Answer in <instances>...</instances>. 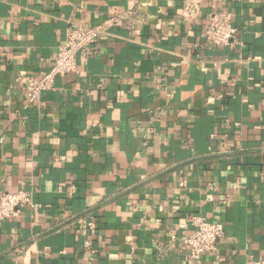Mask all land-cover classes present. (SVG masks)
Instances as JSON below:
<instances>
[{"label":"crops","instance_id":"0c3cea01","mask_svg":"<svg viewBox=\"0 0 264 264\" xmlns=\"http://www.w3.org/2000/svg\"><path fill=\"white\" fill-rule=\"evenodd\" d=\"M129 9L24 107L69 27ZM214 10L241 44L203 37ZM19 189L0 264H197L192 216L225 227L203 264L264 261V0H0V197Z\"/></svg>","mask_w":264,"mask_h":264},{"label":"built area","instance_id":"2783aa9c","mask_svg":"<svg viewBox=\"0 0 264 264\" xmlns=\"http://www.w3.org/2000/svg\"><path fill=\"white\" fill-rule=\"evenodd\" d=\"M135 17L136 9H129L112 14L98 24L81 22L69 27L65 40L57 46L53 64L49 70L41 75L19 76L18 79L26 95L24 107L41 103L43 95L54 89L57 78L78 71L79 55L87 54L102 35L109 34L113 29L135 24ZM203 37L208 43L217 47H233L241 44L238 29L234 24L233 12L231 10L211 12ZM27 206L34 207L33 195L30 191L19 189L3 192L0 197V221L12 218ZM189 221L193 230L183 239V247L191 260L196 261L197 264H203V257L217 248L219 240L225 234V227L223 223L207 220L203 216H192ZM86 224L91 230L96 229L93 221H88ZM85 247L90 250L92 242L87 240ZM253 264H264V261H254Z\"/></svg>","mask_w":264,"mask_h":264}]
</instances>
